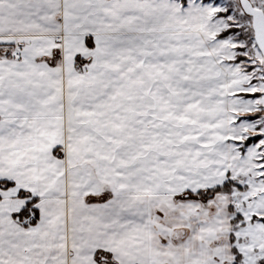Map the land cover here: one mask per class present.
<instances>
[{
    "label": "snow or ice",
    "instance_id": "obj_1",
    "mask_svg": "<svg viewBox=\"0 0 264 264\" xmlns=\"http://www.w3.org/2000/svg\"><path fill=\"white\" fill-rule=\"evenodd\" d=\"M0 264H264V0H0Z\"/></svg>",
    "mask_w": 264,
    "mask_h": 264
},
{
    "label": "rangeland",
    "instance_id": "obj_2",
    "mask_svg": "<svg viewBox=\"0 0 264 264\" xmlns=\"http://www.w3.org/2000/svg\"><path fill=\"white\" fill-rule=\"evenodd\" d=\"M247 119H253V117H247ZM249 142H251V141H249Z\"/></svg>",
    "mask_w": 264,
    "mask_h": 264
}]
</instances>
